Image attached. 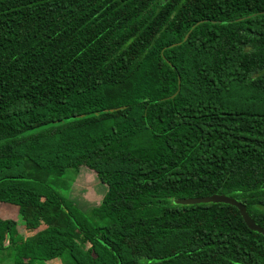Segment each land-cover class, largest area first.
Listing matches in <instances>:
<instances>
[{"label":"trees","instance_id":"16d2710c","mask_svg":"<svg viewBox=\"0 0 264 264\" xmlns=\"http://www.w3.org/2000/svg\"><path fill=\"white\" fill-rule=\"evenodd\" d=\"M213 194L264 228V0H0V264H264Z\"/></svg>","mask_w":264,"mask_h":264},{"label":"rangeland","instance_id":"374dc122","mask_svg":"<svg viewBox=\"0 0 264 264\" xmlns=\"http://www.w3.org/2000/svg\"><path fill=\"white\" fill-rule=\"evenodd\" d=\"M57 180H54V187L69 196L85 212L99 205L107 191V185L99 180L95 171L86 166L82 167L77 175H74L72 170H69L63 179L64 181H62L64 182L63 184L59 179ZM72 180L75 181L72 182ZM66 186H71V188L67 189ZM4 205L0 204V217L11 218L18 222L20 230L17 238L21 243H24L26 238L31 237L43 228L44 225L39 220H31L28 223L21 221L15 209ZM4 236V233L0 235V239Z\"/></svg>","mask_w":264,"mask_h":264},{"label":"water","instance_id":"95a60500","mask_svg":"<svg viewBox=\"0 0 264 264\" xmlns=\"http://www.w3.org/2000/svg\"><path fill=\"white\" fill-rule=\"evenodd\" d=\"M187 37L188 35L186 36L185 39H187ZM180 84H181V80L179 79V86ZM182 201L188 204L209 203V202H215V203L221 202V203L231 204L239 209L244 221L246 222V224L251 230L264 233V228L261 225H259L255 221V219L249 214L246 205L234 197H230L225 194H213V195L204 196V197L187 198Z\"/></svg>","mask_w":264,"mask_h":264},{"label":"crops","instance_id":"0c3cea01","mask_svg":"<svg viewBox=\"0 0 264 264\" xmlns=\"http://www.w3.org/2000/svg\"><path fill=\"white\" fill-rule=\"evenodd\" d=\"M18 230H20L19 228H18ZM1 234V233H0ZM3 234V233H2ZM5 238V239H4ZM8 237L5 235L4 237H2V239H0V244H2V245H7L8 244ZM15 242V244H16V246L18 247V245L21 243V241H19L17 238H16V240L14 241Z\"/></svg>","mask_w":264,"mask_h":264}]
</instances>
